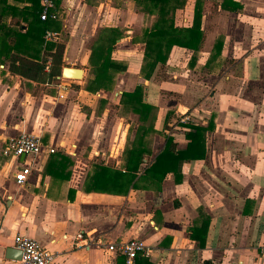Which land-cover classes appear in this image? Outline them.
I'll return each mask as SVG.
<instances>
[{
    "label": "crops",
    "instance_id": "0c3cea01",
    "mask_svg": "<svg viewBox=\"0 0 264 264\" xmlns=\"http://www.w3.org/2000/svg\"><path fill=\"white\" fill-rule=\"evenodd\" d=\"M219 1L202 2L198 52L173 46L145 79L142 43L132 42L144 14L134 0H55L61 68L82 64L83 77L38 82L14 68L22 58L44 55L39 2L0 0V264H17L5 257L17 232L55 252L52 264H124L121 255L75 246L78 231L110 242L142 239L149 254L139 255V264H264V0H233L235 10ZM194 3L175 9V26L191 24ZM106 26L123 28L112 58L126 68L111 90L88 91L89 45ZM218 36L221 51L213 57ZM137 84L155 107L144 162L167 136L183 148L188 122L208 125L204 156L183 161L178 182L166 173L159 188L87 189L95 165L122 169L138 121L132 112L121 113V92ZM184 115L188 119L180 121ZM20 131L41 137L38 154L2 153L4 141ZM21 165L30 171L19 185L14 171Z\"/></svg>",
    "mask_w": 264,
    "mask_h": 264
},
{
    "label": "trees",
    "instance_id": "16d2710c",
    "mask_svg": "<svg viewBox=\"0 0 264 264\" xmlns=\"http://www.w3.org/2000/svg\"><path fill=\"white\" fill-rule=\"evenodd\" d=\"M94 2L96 0H86ZM138 10L144 14V24L140 32L132 38L133 43H142V63L140 75L150 79L157 63H164L173 46H180L198 52L203 42L201 28L202 2L195 0L192 22L188 26H175L173 12L184 6L186 0H134ZM58 18V9L54 0ZM221 8L235 10L239 4L233 0H220ZM151 22L147 24L150 16ZM39 27L40 42L44 40L45 30L58 31V19H40V8L35 14ZM123 36V28L106 26L99 30L98 35L89 45L88 76L84 88L88 91L99 89L111 90L115 85L118 74L125 70L124 62L112 58V51L116 41ZM45 51L38 60L20 59L15 70L24 77L35 81H50L60 75L62 65L63 44L58 41H44ZM222 38H215L209 52L213 57L220 54ZM49 59V60H48ZM47 60L49 61L48 63ZM152 84V83H149ZM149 99L152 97L149 95ZM149 99L143 100V88L137 84L133 90L121 92V113L132 112L136 115L138 125L130 146H125L122 169H111L109 166L97 164L88 176L87 189L110 191L125 194L130 189L159 188L166 173L171 172L175 181L181 179V163L186 160L201 158L205 153V131L207 127L193 125L188 122L184 126L186 144L183 148H176V142L167 136L162 150L151 161L144 162L145 155H149L146 136L153 133L155 107ZM149 101V102H148ZM143 163L146 166H141ZM149 183L151 185H145ZM153 184V185H152Z\"/></svg>",
    "mask_w": 264,
    "mask_h": 264
},
{
    "label": "built area",
    "instance_id": "2783aa9c",
    "mask_svg": "<svg viewBox=\"0 0 264 264\" xmlns=\"http://www.w3.org/2000/svg\"><path fill=\"white\" fill-rule=\"evenodd\" d=\"M40 6V19H56L57 12L55 9L54 0H38ZM59 32L55 30H45L43 38L45 41L59 40ZM60 76H57L59 78ZM65 84L59 82L57 89L63 90ZM62 96L61 94L59 95ZM187 115L181 116L180 121H186ZM43 148L41 137L25 131H20L18 134L8 137L3 144L2 153L18 157L20 155H36ZM48 152L55 150L54 146L47 147ZM29 165H21L14 171V178L17 184L21 185L26 180V175L29 173ZM74 245L84 247L93 245L101 250L109 253L121 255L124 264H139L137 257L139 255H148L149 246L140 238L131 237L127 240L110 242L102 235H96L89 238L83 232L78 231L73 236ZM13 246L20 251V258L16 260L17 264H52L55 258V252L43 247L33 237L17 232L13 236Z\"/></svg>",
    "mask_w": 264,
    "mask_h": 264
},
{
    "label": "water",
    "instance_id": "95a60500",
    "mask_svg": "<svg viewBox=\"0 0 264 264\" xmlns=\"http://www.w3.org/2000/svg\"><path fill=\"white\" fill-rule=\"evenodd\" d=\"M61 77L73 76L76 79L83 77V69L80 67L63 66L60 72ZM5 257L11 261H16L20 258V251L14 247H7L5 249Z\"/></svg>",
    "mask_w": 264,
    "mask_h": 264
},
{
    "label": "rangeland",
    "instance_id": "374dc122",
    "mask_svg": "<svg viewBox=\"0 0 264 264\" xmlns=\"http://www.w3.org/2000/svg\"><path fill=\"white\" fill-rule=\"evenodd\" d=\"M77 64H80V63H77ZM64 66H67V65H64ZM76 67H82V64H80V65H78V66H76ZM69 78H71V79H75V80H82V79H80V78H78V79H76L75 77H73V76H65L64 77V79H69Z\"/></svg>",
    "mask_w": 264,
    "mask_h": 264
}]
</instances>
